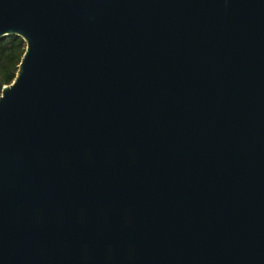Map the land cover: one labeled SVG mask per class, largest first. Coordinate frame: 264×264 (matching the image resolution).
I'll return each mask as SVG.
<instances>
[{
    "label": "water",
    "instance_id": "1",
    "mask_svg": "<svg viewBox=\"0 0 264 264\" xmlns=\"http://www.w3.org/2000/svg\"><path fill=\"white\" fill-rule=\"evenodd\" d=\"M0 264H264V0H0Z\"/></svg>",
    "mask_w": 264,
    "mask_h": 264
},
{
    "label": "trees",
    "instance_id": "2",
    "mask_svg": "<svg viewBox=\"0 0 264 264\" xmlns=\"http://www.w3.org/2000/svg\"><path fill=\"white\" fill-rule=\"evenodd\" d=\"M24 51L25 42L21 37L7 35L0 39V92L15 78Z\"/></svg>",
    "mask_w": 264,
    "mask_h": 264
}]
</instances>
